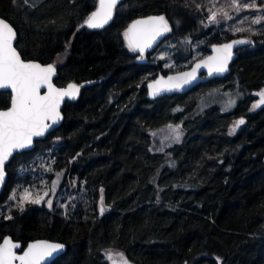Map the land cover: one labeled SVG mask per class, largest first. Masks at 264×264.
<instances>
[{"label":"trees","instance_id":"16d2710c","mask_svg":"<svg viewBox=\"0 0 264 264\" xmlns=\"http://www.w3.org/2000/svg\"><path fill=\"white\" fill-rule=\"evenodd\" d=\"M98 1L0 0L22 57L54 64L58 86L80 87L62 125L7 165L0 243H64L51 264H110L108 249L135 264H264V104L251 110L264 91V0H126L92 29ZM151 15L171 32L138 62L125 33ZM240 37L253 44L224 79L148 99L159 74ZM10 102L1 92L0 108ZM175 127L178 142L161 151L159 135ZM39 190L49 191L41 204L22 202Z\"/></svg>","mask_w":264,"mask_h":264},{"label":"snow or ice","instance_id":"6c2138e0","mask_svg":"<svg viewBox=\"0 0 264 264\" xmlns=\"http://www.w3.org/2000/svg\"><path fill=\"white\" fill-rule=\"evenodd\" d=\"M116 2L117 0H100V11L94 12L88 17L87 26L90 28L103 27L111 19ZM233 5L237 8L241 6L237 0H233ZM243 6L248 7L249 5ZM214 19L215 16H213ZM256 22L259 23V21ZM138 25L143 27L138 29ZM169 30L163 16L150 17L147 20L136 21L125 33V36L129 38L130 47L134 50L138 48L139 51L143 52L144 48L151 45V41L156 36ZM15 39L16 33L13 27L4 19H0V89H11L14 93L11 97L10 108L0 110V180L3 179V164L12 155V152L30 146L33 137L44 135L46 129L50 127L48 122L51 121L54 124L60 118L58 109L63 98L66 96L74 97L79 91L75 85H69L67 89L54 88L51 77L55 73V68L52 65L42 67L37 63H25L13 46ZM243 42L237 41L236 43ZM231 48L232 44L223 46L225 55L222 59H217L215 66L206 62L209 72L226 71L227 60L231 57ZM196 67L198 68L200 65ZM183 76L194 77V72L184 73ZM173 79L182 83L188 82L187 79L180 77L168 78L169 81ZM44 85H47L48 92L41 95L40 89ZM179 86L180 83H176L170 87ZM149 87L154 89V95L158 93L159 89H156L155 85H149ZM259 95L261 103H264V92L259 93ZM244 123L243 119L239 120L231 131L235 132L236 127ZM176 131L177 139H179L178 129ZM32 202L39 203L40 201L33 200ZM17 247H19L18 244L5 240L0 246V264H14L16 260H19L20 264H41L45 257L51 256L62 245L32 244L22 255H17L14 252ZM109 259L113 260V257L110 255ZM113 264H116L115 260H113ZM119 264H128L123 254H119Z\"/></svg>","mask_w":264,"mask_h":264},{"label":"water","instance_id":"95a60500","mask_svg":"<svg viewBox=\"0 0 264 264\" xmlns=\"http://www.w3.org/2000/svg\"><path fill=\"white\" fill-rule=\"evenodd\" d=\"M126 0H117L115 7L112 10V16L111 19L108 20L107 23H105L103 25V27H98V28H92V29H103L105 27H107L113 20L114 17V12L115 9ZM100 11V0L98 1V6L96 8V10L94 12ZM93 12V13H94ZM162 15H151V16H146V17H141L138 18L136 20H134L131 24L130 27L138 20H147L150 17H160ZM0 19H4L6 22H8L12 27L13 25L6 20L3 17H0ZM165 19V17H164ZM165 21L167 22V20L165 19ZM168 28L170 29L169 31L166 32H162L160 35L156 36V38L154 40L151 41V45L149 47L144 48V51L141 52L139 51V49H135L137 53L140 54V56L138 57V62L140 61V59H142L143 56H145L148 53H153L155 50H157L159 48V46L164 42V40L167 38V36L169 35V33L171 32V26L170 24L167 22ZM87 26V23H86ZM129 27V28H130ZM143 26L138 25V29L142 28ZM15 33H16V39L13 42V46L16 48L17 52L19 53L21 59L25 62V63H37L40 64L42 67H46L48 65H52L55 68V73L54 75H52L51 77V83L53 85L54 88L57 89H67V87L69 85H75L78 87L79 91H80V87L78 84L76 83H71L67 86H58L55 82L56 78L58 77V68L52 64V63H48V64H44L40 61L37 60H26L22 57L21 53L19 52V50L16 47V43L18 41V34L16 29L13 27ZM129 30V29H128ZM129 40V38H128ZM237 41H244L243 43H236ZM226 44H232V48H231V57L227 60V68L226 71L224 72H216V71H212L209 72V68L208 66H206V62L210 63L211 65L215 66L217 59H222L225 55V51L223 49V46ZM253 41L249 40L248 38L245 37H240V38H234L231 39L227 42L224 43H218V44H214L211 46L210 48V53L204 57H201L197 60H195L192 65L183 71H178V72H170L166 75L164 74H159L156 78H154L153 80L149 81L146 84V89H147V96L148 99L150 101H155L157 99H162L165 97H172L174 95H182V94H187L190 91L194 90L196 87H198L199 85L203 84V83H207L209 80H216V79H224L226 76H228L231 72V66L233 65L234 61L236 60V58L238 57V53L237 51L239 49H241L242 47L245 46H249L252 45ZM217 49H220V51H217ZM209 58H216V59H212L210 60ZM197 65H200V67H196ZM194 72V77H184L183 74L184 73H193ZM169 77H173V78H177L180 77L182 79H187V83H182L180 81H177L176 79H173L172 81H169L168 78ZM159 82V83H158ZM176 83H180L179 87H170L171 85H174ZM149 85H155L156 89H159L157 94H153L154 89L152 87H149ZM84 86V85H83ZM79 91L76 93V95L74 97H69L66 96L63 98V100L61 101L60 105H59V114H60V118L57 120L56 123H52L51 121H49L48 123L50 124V127L48 129H46L44 135L42 136H38V137H33V141L32 144L24 149H20V150H14L12 152V155L8 157V159L4 162L3 164V179L0 180V195L2 194L7 181H8V176L9 173L7 171V165L11 162V160L17 155V154H21L23 152H28V151H32L34 150V148L36 147V142L40 141V140H44L47 138V136L53 132L54 130H56L57 128H59L63 121H64V114H63V109L64 106L66 104L67 101L69 100H75L78 95H79ZM1 92H10L11 97L14 95V93H12L11 89H0V94ZM48 89H47V85H44L41 87L40 89V94L41 95H45L47 94ZM10 106H11V102H10ZM10 106L8 108L2 109L0 108V110H7L10 108ZM5 240H10L11 242L18 244L19 247L14 249V252L17 255H22L25 251H27L28 247L32 244H37V243H47V244H59L62 245V247L60 249H57L55 252L52 253L51 256L45 257L44 260L41 261V264H51L54 260H56L58 257L62 256L63 254L66 253L67 251V247L64 243L58 242V241H51V240H47V239H36L33 240L31 242H29V244L23 248L22 243L19 241H16L13 239V237L11 236H6L2 242L0 243V246L3 245V242ZM14 264H20L19 260L14 261Z\"/></svg>","mask_w":264,"mask_h":264},{"label":"rangeland","instance_id":"374dc122","mask_svg":"<svg viewBox=\"0 0 264 264\" xmlns=\"http://www.w3.org/2000/svg\"><path fill=\"white\" fill-rule=\"evenodd\" d=\"M155 52H156V50L153 53H155ZM163 56L164 55H163L162 52L161 53L159 52L156 55L157 58H162ZM154 62H156V61H154ZM262 92H264V91H262ZM237 99H238V96H237ZM224 101H225V103H227V102L228 103H231L232 102V98L229 97L228 99H225ZM263 104L264 103H261L260 98H258L253 103L251 110L255 111V110L259 109ZM254 105H257V106L254 107ZM232 107H233V105L230 106L229 108H232ZM229 108H227V109H229ZM177 129L178 128L175 127L172 130H170L169 132H166L164 135H159V143H158V145H159L161 151H165L172 144L178 142L179 139H177V131H176ZM178 133H179V138H180V136H181L180 131H178ZM232 133H234V132H232ZM43 191L44 192H41L40 191V193H37L38 191H36V192L27 191V193L24 194V196H23L22 202L23 203H26V202H32L33 200H39L40 202L38 204H41L43 202V200L48 196V192H49L47 190L46 191L43 190ZM25 197H27V198H25ZM119 254H123V256H124V258H126L128 264H135L132 261H130L127 258V256L122 251H120V250L108 249V250L105 251V257L109 261L110 264H113V260L116 261V264H119ZM110 255L113 257V260H110L109 259V256Z\"/></svg>","mask_w":264,"mask_h":264}]
</instances>
